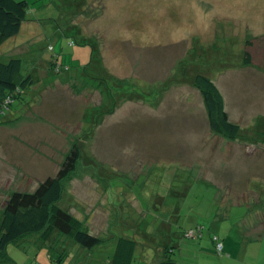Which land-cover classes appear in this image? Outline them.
Masks as SVG:
<instances>
[{"label":"rangeland","instance_id":"374dc122","mask_svg":"<svg viewBox=\"0 0 264 264\" xmlns=\"http://www.w3.org/2000/svg\"><path fill=\"white\" fill-rule=\"evenodd\" d=\"M25 1L0 47V62L21 60L33 80L0 117V219L13 192H33L79 143L58 206L113 216L100 248L72 244L61 264L89 253L84 264H104L119 236L143 249L162 222L172 264H264V233L250 240L264 227V0ZM197 75L221 95L235 140L209 129ZM157 232L133 264L168 262ZM24 243L7 247L11 264L59 263L58 246Z\"/></svg>","mask_w":264,"mask_h":264},{"label":"trees","instance_id":"16d2710c","mask_svg":"<svg viewBox=\"0 0 264 264\" xmlns=\"http://www.w3.org/2000/svg\"><path fill=\"white\" fill-rule=\"evenodd\" d=\"M27 11L28 3L25 0H0V47L19 33ZM242 64H251L248 53L244 54ZM21 72L22 61L19 59L0 62V117L33 84L32 77L22 76ZM193 86L200 93L209 129L228 140H235L239 126L229 121L221 95L212 81L207 76L197 75L193 79ZM81 158L80 145L74 144L53 177L43 180L31 193L13 192L9 196L0 219V263L10 261L6 252L9 245H16L31 235L38 236L45 244L50 243L51 248L60 236L87 251L104 244V239L91 235L82 222L58 206L64 182L73 176ZM139 247L138 240L133 237H117L109 264H133ZM169 253H172V248L164 255L168 258L165 264H172ZM67 254L60 252L58 264L65 260Z\"/></svg>","mask_w":264,"mask_h":264},{"label":"crops","instance_id":"0c3cea01","mask_svg":"<svg viewBox=\"0 0 264 264\" xmlns=\"http://www.w3.org/2000/svg\"><path fill=\"white\" fill-rule=\"evenodd\" d=\"M82 124H84L83 122H82ZM83 208V207H82ZM141 210V209H140ZM71 214H72V212L70 211V210H68ZM141 212H142V215H136L137 216V218H142L143 217V215H144V211H142L141 210ZM73 215V214H72ZM76 219H78L80 222H82L84 225H85V227H86V229L88 230V232L91 234V235H94V236H98V237H101L100 236V234L102 235L103 233H107V231L109 230V227L111 226V217L113 216V215H106V217H104L103 215H91V212L89 211V212H86V214H84V215H73ZM224 217H223V219H226V215H223ZM228 217H229V215H227ZM171 217H172V215H171ZM250 215H248L247 216V221H246V219H245V222H243V223H240V222H238V225H240V228H238V230H239V234L240 235H243V233L248 237V235L249 234H247V233H249V231L250 230H253V229H255L256 227H255V225L253 226V229H251L252 227H250L249 226V223H250ZM252 219V218H251ZM101 220H104V222H103V225H102V228L100 227V226H98V223L101 221ZM173 220V219H172ZM168 224V223H167ZM168 225H165V223L164 222H162L161 223V226H160V228H158V229H154V228H152L151 226H149L148 225V233L146 234V233H144L143 234V237L144 238H146V240L148 241V242H146L145 243V245H146V247L145 248H143V249H141V250H137V252H141V254L143 255L144 253H146V251H147V247L149 248V247H151L150 245H151V235H153V234H157L158 232L157 231H160L161 233H162V235L163 236H165V238H164V240L161 242V244H162V253H163V255H167L166 254V252H167V250L169 249V248H172V253H174V251H173V246H171V244H169V242L170 243H172V241H171V239L170 240H168V237H170L173 233H170L171 232V227L170 226H168ZM151 227V228H150ZM255 227V228H254ZM263 230H264V227L260 230V232L259 233H257L258 234V237H250V240H255V239H262V234L264 233L263 232ZM170 231V232H169ZM251 235V234H250ZM162 236V237H163ZM252 236V235H251ZM119 237H122V236H119ZM123 237H127V236H123ZM135 238H136V236H134ZM133 237V238H134ZM110 238V237H109ZM134 238V239H135ZM103 239V238H102ZM106 239V238H105ZM104 239V240H105ZM107 240V239H106ZM22 241H24L25 243H24V245L25 244H27V243H34V244H36V245H38V246H40V247H44V245H45V243H43L41 240H39V238H38V236H32V237H30V236H28V237H26L24 240H22ZM21 241V242H22ZM150 241V242H149ZM19 244V243H18ZM73 243L72 242H70L68 239H64V238H60V237H58L57 238V241L55 242V246L57 247H59V250H60V252H63V251H65V252H67V250L65 249L66 247H70L71 245H72ZM143 244H144V242H143ZM47 245V246H46ZM45 245V247L46 248H48V245H49V249H48V251H51L50 250V243H47ZM53 245V246H54ZM114 247H115V243L113 244V248L111 249V252H110V254H112L113 253V251H114ZM73 248H74V251L75 252H80L81 251V249L79 248V247H77L76 245H73ZM24 251L25 250H23L22 251V253H24ZM88 252H91V251H88ZM157 253H159V251H156ZM90 254L92 255V258L94 257V253H89V254H87V255H85L84 257L81 255L80 256V259H83L82 260V264H84L85 262H87V258H89V256H90ZM8 255V254H7ZM9 257V256H8ZM109 256H107L106 257V259L107 260H105V258L103 257V256H101V255H99V256H97V259L98 260H102V262H104V264H109V259H110V257L108 258ZM142 258H144L143 256H141ZM10 259V261H8V262H6L5 264H11L10 262H11V257H9ZM49 258H50V256H49ZM30 261V260H29ZM52 261V260H51ZM0 264H2V263H0ZM32 264H36V262H35V260L33 259V263Z\"/></svg>","mask_w":264,"mask_h":264},{"label":"built area","instance_id":"2783aa9c","mask_svg":"<svg viewBox=\"0 0 264 264\" xmlns=\"http://www.w3.org/2000/svg\"><path fill=\"white\" fill-rule=\"evenodd\" d=\"M9 100H10V99H8V100L6 101V103H8ZM11 100H12V99H11ZM216 241H217V240H216ZM215 248H216V251H217L218 254H220V253L222 252V245H221V244H219V243L216 242V244H215Z\"/></svg>","mask_w":264,"mask_h":264}]
</instances>
